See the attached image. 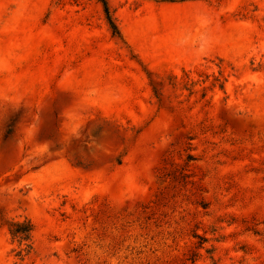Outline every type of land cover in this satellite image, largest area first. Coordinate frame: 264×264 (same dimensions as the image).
<instances>
[{"label":"rangeland","instance_id":"obj_1","mask_svg":"<svg viewBox=\"0 0 264 264\" xmlns=\"http://www.w3.org/2000/svg\"><path fill=\"white\" fill-rule=\"evenodd\" d=\"M106 1L0 0V264H264V0Z\"/></svg>","mask_w":264,"mask_h":264},{"label":"trees","instance_id":"obj_2","mask_svg":"<svg viewBox=\"0 0 264 264\" xmlns=\"http://www.w3.org/2000/svg\"><path fill=\"white\" fill-rule=\"evenodd\" d=\"M106 12L107 19L109 23L111 24L114 33L120 35V30L111 14L110 7L107 3L106 0H102ZM34 226L29 220H24V221H11L9 223V231L11 235L14 238H18L19 242L25 243L27 247H30L28 242L32 238V232H33ZM188 260L190 261L191 264H195L196 262V254H192Z\"/></svg>","mask_w":264,"mask_h":264}]
</instances>
